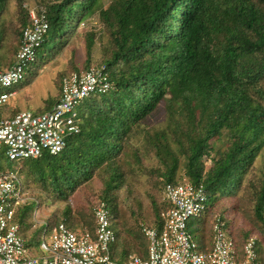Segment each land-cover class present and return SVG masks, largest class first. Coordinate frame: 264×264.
Segmentation results:
<instances>
[{"label": "trees", "instance_id": "trees-1", "mask_svg": "<svg viewBox=\"0 0 264 264\" xmlns=\"http://www.w3.org/2000/svg\"><path fill=\"white\" fill-rule=\"evenodd\" d=\"M104 2L80 0L72 23L68 0H0V49H19L26 4L44 7L48 26L30 64L35 75L64 58L58 94L29 112L51 111L62 78L98 56L111 84L77 108V132L65 135L61 153L18 161L23 192L39 206H55L50 226L62 221L73 231L93 233L94 210L107 203L118 227L115 244L125 252L110 248V256L123 261L147 257L142 227L159 229L170 205L167 185L203 186L207 210L186 226L200 251L211 249L218 218L236 250L254 237L264 256V0H121L114 14L104 12ZM94 21L107 34L103 47ZM11 109L0 119L17 114ZM3 150L0 172L5 160L13 163ZM31 202L15 212L29 247Z\"/></svg>", "mask_w": 264, "mask_h": 264}, {"label": "built area", "instance_id": "built-area-1", "mask_svg": "<svg viewBox=\"0 0 264 264\" xmlns=\"http://www.w3.org/2000/svg\"><path fill=\"white\" fill-rule=\"evenodd\" d=\"M27 7V5H26ZM32 27L21 34L15 61L7 70L0 69V105L16 98L13 86L24 80L47 31L44 17L37 18L41 8H28ZM105 65L91 64L82 72H70L61 80V93L51 111L40 115L20 112L10 119H0V151L10 161L38 159L46 152L56 156L65 146V135L77 132L74 108L93 94H104L111 84ZM10 88V91H6ZM204 187L187 184L163 190L169 207L160 213L159 229L142 227L148 240L145 259L131 254L123 261L110 256L109 245L115 243L111 210L100 202L94 210L95 231L70 230L60 221L49 226L43 223L39 256H31L30 248L20 237V228L13 222V206L30 199L22 189L17 172H0V264H264V256L256 251V240L250 237L236 250L225 225L216 218L213 226L212 247L201 252L199 245L187 232V221L203 215L207 210L208 195Z\"/></svg>", "mask_w": 264, "mask_h": 264}, {"label": "rangeland", "instance_id": "rangeland-1", "mask_svg": "<svg viewBox=\"0 0 264 264\" xmlns=\"http://www.w3.org/2000/svg\"><path fill=\"white\" fill-rule=\"evenodd\" d=\"M89 28V26H88ZM71 35V32L69 33ZM107 37L104 36L101 40V47L105 46L107 43ZM72 42H75V38L71 39ZM18 44L16 45H8L0 49V67L6 68L11 65H13L15 61L16 52L18 50ZM67 54V53H66ZM75 62L77 64L81 63L84 58V51L82 46H78L75 51ZM64 56V55H63ZM62 56V57H63ZM58 58V57H57ZM56 58V59H57ZM101 62V58L98 56L94 64ZM64 67V58L58 60L56 63L52 65H48L41 69L36 75L34 72V69L32 66L28 67V71L25 74L24 80L19 82L18 84L13 86V89L17 90L16 95V103H10L5 106H0V112L2 109L6 108L8 110H12L11 108H17L20 107L21 110L26 111L30 110L33 111L35 107L39 106V103L43 104V101L48 99L49 95L56 96L58 94L57 90V83H58V73L59 71ZM87 99H84L80 101L74 108V112L77 110V108L85 102ZM11 107V108H10ZM4 151V150H3ZM5 153V152H4ZM3 155V154H0ZM264 163L263 160H258V166H262ZM5 166L2 167L6 171H12L19 173L20 164L18 162H9L5 160ZM72 205V203L70 202ZM110 204V203H109ZM111 205V204H110ZM54 205H42L39 206V204L36 201H32L30 204V208L32 211V218L30 217L27 221V226L29 229V242L34 247L37 246L39 243V232L40 228H37L36 230H32V225L34 223V218L37 221L43 220L46 224H49L51 221L50 212L54 210ZM66 222V220H64ZM36 227H38L37 224H35ZM246 226V225H245ZM117 226L114 223L112 226L113 231L115 234H117ZM111 248L112 252H118L120 253V256H123L125 254L124 250L122 248H119L117 244L111 243L109 245V249ZM256 251H258V246H256ZM29 254L31 256H35V252L31 249Z\"/></svg>", "mask_w": 264, "mask_h": 264}, {"label": "bare ground", "instance_id": "bare-ground-1", "mask_svg": "<svg viewBox=\"0 0 264 264\" xmlns=\"http://www.w3.org/2000/svg\"><path fill=\"white\" fill-rule=\"evenodd\" d=\"M79 2H80V0H77L76 2H73V0H71V5H73L74 7H73V10L71 11L69 19L71 20L72 23L74 21L75 16L77 15L76 6L79 4ZM121 5H122L121 0H106L104 2V5H103V10H104V12H107V14H114V11L119 10ZM24 8H27L26 4L24 5ZM36 17L37 18L45 17L44 7L42 8L41 13H39ZM28 20H29L28 24L24 28H22L21 34H23L24 31H26L27 29L32 27L33 19L28 18ZM91 27H93L95 30H98L99 36H103V37L106 36L107 37V34L104 31V26L99 21L92 22ZM170 74H171V72L166 74V76H164L163 79L167 78ZM107 83L109 84L110 82H107ZM5 90L9 92L10 88H6ZM73 108H75V107H73Z\"/></svg>", "mask_w": 264, "mask_h": 264}, {"label": "clouds", "instance_id": "clouds-1", "mask_svg": "<svg viewBox=\"0 0 264 264\" xmlns=\"http://www.w3.org/2000/svg\"><path fill=\"white\" fill-rule=\"evenodd\" d=\"M106 1V0H105ZM68 2H70L71 3V0H68ZM93 65H105V64H94V63H92ZM109 74V73H108ZM14 162V161H13ZM30 199H28V200H32V201H36L34 198H32V197H30L28 194H26ZM206 195H207V193H206ZM26 201V200H25ZM24 202V201H23ZM22 202H19V203H17L16 205H14L13 206V211H14V217H13V222L15 223V224H17L18 226H19V228H20V225L18 224V222L16 221V219H15V212H16V207L19 205V204H21ZM111 210V209H110ZM34 222H35V224H37L38 225V227L40 228V232H39V243L37 244V246H28V242L26 241V239L24 238V237H22L21 236V234H20V232H19V235H20V237H22L23 239H24V241L26 242V246L27 247H29L30 249H32L34 252H35V256H39L40 254H41V252H40V250H39V244H40V236H41V232H42V229H43V220H40V221H37V220H35V218H34ZM45 223V222H44ZM48 225V227L50 226L49 224H47ZM35 229H36V227H35ZM20 230H21V228H20ZM145 237V236H144Z\"/></svg>", "mask_w": 264, "mask_h": 264}, {"label": "crops", "instance_id": "crops-1", "mask_svg": "<svg viewBox=\"0 0 264 264\" xmlns=\"http://www.w3.org/2000/svg\"><path fill=\"white\" fill-rule=\"evenodd\" d=\"M37 53H38V51H37ZM36 56H37V55H36ZM52 64H53V63H51L50 65H52ZM50 65H49V66H50ZM13 91L16 93V95L18 94L16 89H13ZM15 101H16V98H15V100L13 101V103H16ZM5 105H6V104H5ZM38 105H39V106H37V107H40V106H42V103H39ZM0 106H3V105H0ZM37 107H35L34 110H35ZM17 109H18V112H17V113L30 111V110L23 111V110L20 109V107H17ZM110 221H111V226H113L114 223H115V221H114V215H113L112 212H111V215H110Z\"/></svg>", "mask_w": 264, "mask_h": 264}]
</instances>
